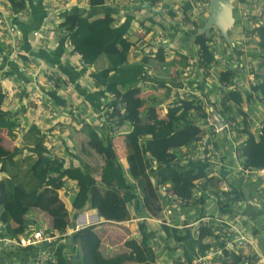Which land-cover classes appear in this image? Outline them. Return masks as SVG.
Listing matches in <instances>:
<instances>
[{"label": "built area", "instance_id": "built-area-1", "mask_svg": "<svg viewBox=\"0 0 264 264\" xmlns=\"http://www.w3.org/2000/svg\"><path fill=\"white\" fill-rule=\"evenodd\" d=\"M68 1L73 0H42L44 16L42 22L39 27L30 29L28 33V36L33 37L30 38L32 49L44 51L48 48L50 37H59V33H63L60 22L57 21L62 12L66 13L73 9L87 10L76 6L77 3H74L76 8L73 6L67 10ZM27 2L28 0L26 7L21 10H14L8 6L11 16L28 14ZM245 2L252 4L260 15H257L253 8L249 12L238 13L235 21L248 20L247 27L243 28L242 43L234 40L229 44L212 30L201 34L215 58L209 69L202 64L205 63L204 57L201 56L203 48L195 43V39L197 28L205 22L207 16L205 9L209 8L210 0H124L119 6L121 14L134 15L140 9L150 12L147 17L140 20L137 18L138 22H135L127 32L131 44L129 52L131 61L135 62L143 56H149L158 65L156 68L148 65L150 67L147 66L148 68L141 73L137 83L141 94L161 93L166 102L160 105L164 107H178L184 101H191L193 107L189 110V120L202 128L197 140L189 147L179 149L178 157L172 161V165L179 169H189L192 166L190 162L204 163V167L200 169H203L205 174L194 181L191 197L182 202L181 198L170 190L168 184L157 185L156 191L162 202L159 215L137 218L140 221L152 218L170 228H177L182 232L189 231L195 239L206 244L208 247L203 252H197L191 264H264V254L260 252L258 244L245 232L241 220L235 216L232 218L220 216L219 212L234 198L232 189H241L237 184L239 181L253 185L256 195H262L264 191V167L247 168L242 151V142L250 134L264 141V94L253 90L258 82L256 78L258 72L255 64L250 60V57H253L250 56L249 47L254 40L255 26L262 23L264 0H245ZM155 15L158 16L156 24H151L149 27L152 30L147 32L140 21L146 22L147 18ZM251 20H254V23H251ZM166 21L172 26L176 24L183 26L184 31L187 27L193 31L191 37L194 39L189 47L174 44L162 25ZM187 21L191 24H187ZM155 25H158L157 29ZM0 32V51L3 50L16 66V72L9 78V86L0 87V93L3 95L2 109L15 113L14 133L26 132L24 136L32 134L30 127L35 125L39 132L33 136V145L41 144L49 150V153L56 156L57 148L54 146L52 136L49 131L46 133L41 131L39 122H48L51 126L56 125L59 120L67 123L72 117V105L68 101L76 96L74 87L54 65L25 51L23 30L16 23L0 17ZM187 50L192 52L193 57L188 58L185 66L174 62L178 53L188 54ZM71 52L77 54L75 51L71 50ZM157 57L163 58L162 64L159 65ZM171 61L172 63L168 64ZM80 64L90 68L81 59ZM158 70L164 73V76H160ZM92 71H90V87L97 86L104 90L91 76ZM226 74L227 78L219 79ZM176 76L177 81L174 84L169 80L166 82L165 85L171 87V91L167 94L165 86L160 87V84L163 83V78ZM39 77L43 82L39 81ZM230 92L243 94L244 116L239 113L232 114L227 108L221 113V101L226 99ZM51 93L64 99L65 105L58 104ZM212 96L215 99H212ZM19 102L21 108L18 110ZM115 102L123 108L122 98L107 92L104 123L112 140L119 134L117 128L109 126L115 122V119L108 114L115 108L113 105ZM213 106L225 120L220 126L215 124L211 117ZM24 116L29 118H25L28 128L23 124ZM232 116L234 119L230 118ZM242 121H246L247 125L241 124ZM23 142L25 143V140L21 139L17 144L21 146ZM145 154L151 162L150 169L156 168L154 153L147 151ZM64 184V188L71 187L68 181ZM200 197L206 198L205 205H193L194 200ZM207 199H211L213 203L207 205ZM241 201L243 200H239V205ZM172 212L175 214L170 220ZM82 228L70 227V223H67L63 230L53 229L48 220L42 217L38 226L33 223L25 227L22 232L11 234L8 233L6 225L0 222V264L56 262L59 249L69 242L75 231ZM66 257L71 260L74 258V253L67 252Z\"/></svg>", "mask_w": 264, "mask_h": 264}, {"label": "trees", "instance_id": "trees-1", "mask_svg": "<svg viewBox=\"0 0 264 264\" xmlns=\"http://www.w3.org/2000/svg\"><path fill=\"white\" fill-rule=\"evenodd\" d=\"M108 0H89L87 10L73 9L64 13L60 22L63 33L72 51L87 65L93 64L105 56L107 65L91 72L98 86L105 91L113 93L124 101L123 108L115 102V108L109 112V116L115 119L110 127L118 128L124 123L131 126L124 135L127 153L126 166L120 161L112 136L107 133L102 135L95 125L84 121L79 124V130L86 136L87 152H94L103 158L98 178L93 170L84 166H68L41 144L34 146L37 152L36 162L31 167V173L35 177L36 186L28 189L15 178L8 175L0 180V222L5 224L8 233L22 232L25 227L36 223L42 218L43 211L50 216L48 221L51 228L63 230L67 222V209L61 201L58 189L63 187L66 179L72 180L77 188L71 199L73 208L96 209L99 216L105 220L125 221L131 218L129 205H134L135 214L144 216H158L161 211V198L156 191V186L168 184L170 190L187 201L192 194L194 181L205 174L203 169L192 167L179 169L172 165V161L178 157L177 151L192 145L202 128L189 120V110L193 107L191 101H184L178 107L156 106L150 103L152 95H141L137 83L141 73L153 60L149 56H143L140 60L130 62L129 52L131 44L127 32L131 26L138 22L131 13L118 14L117 7L113 11L101 10ZM245 2V0H238ZM6 4L14 9L21 10L26 7V0H5ZM84 11V13L82 12ZM116 11V12H115ZM262 20V19H261ZM263 21V20H262ZM154 20L148 18L146 22L140 21L141 26L147 32L152 30L150 24ZM253 45L258 50L257 54V84L253 90L264 94V25L260 23L253 30ZM204 36L196 35L195 43L203 48L201 54L205 59L202 63L209 69L215 61L212 52L204 42ZM192 52L188 54L178 53L174 59L179 65L185 66ZM158 58V57H157ZM159 65L163 58H158ZM169 62L168 64H171ZM170 73V71H169ZM222 75L219 79L227 78ZM176 77L163 78L160 87L165 86L168 94L171 87L166 82L175 83ZM55 101L65 105V100L51 93ZM249 96V93L246 92ZM163 98L161 93H158ZM3 95L0 93V128H6L10 136L16 126L15 113L1 108ZM243 94L230 92L226 99L221 101L220 111L229 109L232 114L245 115L243 110ZM234 116V115H233ZM230 117L234 119V117ZM244 119V118H243ZM247 125L246 121H242ZM36 127L31 126V129ZM39 132V131H38ZM0 138V162L13 161L14 150L5 149ZM42 141V139H41ZM152 151L156 157L157 166L150 169V161L146 152ZM244 163L247 168L260 169L264 167V141L255 135H249L242 142ZM5 165L0 163V172H5ZM253 188V193L254 187ZM139 189V190H138ZM120 191H122L120 193ZM234 198L229 205L220 211L231 212L234 201L244 200L247 196L243 187L233 188ZM206 198L195 199L193 205H204ZM164 202V201H163ZM134 203V204H132ZM141 211V212H140ZM96 213V211L94 210ZM142 213V214H141ZM202 214V210H200ZM145 217V216H144ZM144 222L140 224L141 236L132 237L125 241L129 251L107 255L101 251V236L95 224H91L75 231L69 242L63 245L57 253L56 262L49 264H75L77 260L76 248L80 250L81 264H153L156 261L153 245L150 237L144 231ZM161 229L166 237L174 240V246L166 248L180 252V257L172 264H191L197 252H203L208 246L199 239H195L189 231H180L161 224ZM152 232V231H151ZM74 253V258L69 260L66 253Z\"/></svg>", "mask_w": 264, "mask_h": 264}, {"label": "crops", "instance_id": "crops-1", "mask_svg": "<svg viewBox=\"0 0 264 264\" xmlns=\"http://www.w3.org/2000/svg\"><path fill=\"white\" fill-rule=\"evenodd\" d=\"M50 1H53V0H50ZM123 1L124 0H108L104 6L100 7V9L113 11L117 7L118 14L120 15L121 13H120L119 6H120V3ZM74 3H77L76 6H80V7H83L85 9L89 8V0H73V1H68L67 10H70L74 6ZM239 3H241V2H239ZM250 6L253 7L252 4H250ZM27 7L29 10L28 14H26V15L18 14L17 16L12 17L11 13H10L11 10L9 9L5 0H0V17L2 19H7L10 22L16 23L23 30L25 51H27L30 54L35 55L36 57L40 58L41 60H43V61H45L51 65H54L61 72L62 75L67 77L70 84L73 85L74 90H75V94H76V96L73 99L68 101L69 104L72 105V113H71L72 117L70 118V120L67 123H62L61 120H59L56 125L51 126L48 122H44V123L39 122V124H40L39 127H40L41 131L44 133H46L48 131L50 132V135L52 136V139L54 142V146L57 148L56 152H55L56 157H58L59 159H62L63 162H65V164L68 166H79V165L84 166L86 163H83L78 156V151H77L78 145L76 144V141L83 140L82 138L85 139L86 136L83 134L82 131L79 130V124L84 122V121H88V122L93 123L94 120L98 119V122H99V124H101V127H102V131H101L102 135L105 137V135L107 133H110L108 128H107V125L104 123L105 122L104 111H105L106 100H107V92L104 91L102 88L97 87V86L94 88L90 87V79H91L90 78V71H92L93 69L91 68V66L88 69V68H86L80 64L79 56L77 54H75L74 52H71V49H70L68 42H67L66 35L64 33L60 32L59 37H50L54 41L53 45L49 41L48 48H46L44 51H36V49H32L33 47H31V39L29 38L28 33H29L30 29L39 27L41 22H42V19L44 17L43 16L42 0H28ZM74 8H76V7L74 6ZM63 13L64 12L61 13V15L57 21L61 22V19L63 17L62 16ZM149 14H150V12H148L145 9L137 10L134 13V15L136 16V19L138 18L139 20H140V18H144V17L149 16ZM157 18H158L157 15H155L154 17L151 18L154 20L153 23L156 24ZM161 20H163V18ZM162 25L164 26V28L167 32V35L170 38H172L170 36V31L177 33V34L181 33L180 37H178V38L176 37L179 40L180 47L184 45L183 47L187 48L193 42L194 38L191 37V34L193 31H191L189 29V27L186 28V30H185L187 32L186 33L184 31V28H182L183 26H181V25L176 24L175 26H172L167 21L163 22ZM155 26L157 29L158 25H155ZM0 35H1V32H0ZM172 35H173V33H172ZM236 37L237 36H234L233 38L230 37V38L232 41H234V40H236ZM189 38H191L190 42H189ZM172 40L174 42V38H172ZM174 44H175V42H174ZM252 46L253 47L250 48V51L255 49V53L258 54L257 48H255L254 45H252ZM129 60H130V62H132L131 58H130V53H129ZM105 65H107V63H104L103 66H105ZM149 65L153 66L154 68L158 67L157 62L154 59L149 63ZM150 66H148V67H150ZM148 67H145V68H148ZM14 72H16V66L14 65V62L8 57V55L6 53L3 52V50H1L0 51V87L1 88L5 87V86H9V78H10L11 74ZM146 92H148V91H146ZM141 95L144 97L152 95L150 98V103H153L156 106H159L161 103L166 102L165 98L164 97L160 98L158 96L157 92H155V93L150 92L149 94H143L142 93ZM87 104L90 105V108ZM79 106H84L86 109L84 111L78 112L77 109ZM1 108H2V105H1ZM20 108L21 107H20V102H19L18 110ZM20 112H24V111L20 110ZM25 118H28V116L22 117V121H23L25 128H28L27 124L25 123ZM64 125L66 127H64ZM128 129L131 130V126L125 125V123H124L123 125H121L120 127L117 128L119 134H117L113 137V142L116 146L117 152H118V147L120 146L124 149V155L125 156L127 153V147H126L124 135ZM38 130L39 129H37L36 127H34L33 129H31V127H30V132L32 134H26L24 136V134L26 132H24L23 134L13 132L12 133L13 136H10V134H8V131L6 128H0V138H2L1 143H2L3 147L5 149H8V150H14L13 161L5 160V161L0 162V163L4 164L5 168H6L5 172H0L1 179H5L8 175L11 176V174H9L10 168H13V169L16 168L17 169V167L14 168L13 164L16 162L17 163L16 165L19 167V165L22 164L21 159H25L26 162L30 163V169H31L33 164L36 162V155H37V152L35 150H33L34 145H33L32 140H33V136L36 135ZM58 132H60L63 135H67L68 133H70V136H67L68 140L65 138L63 141L64 146L62 148V152L65 154V156H60L57 154L58 146L56 145V142H57L56 139L58 138V136H56L55 134ZM69 137H71L70 144L67 143V141H69ZM21 139L22 140L24 139L25 143L23 142L20 146L17 144V141H19ZM118 143H119V145H118ZM18 155L20 156V158L16 159V157H18ZM120 161L124 164V166H126L125 158L123 161H122V159H120ZM189 164L192 165L190 168H192V167H197V168L204 167V163H200V162H195V163L190 162ZM96 178H98V177H96ZM67 181L74 184V182L72 180L67 179ZM237 184L241 188L243 187V189L246 190L244 188V186H242L243 182L239 181ZM247 185H248V183H247ZM248 186L253 187V185H251V184H249ZM76 190H77V188L74 184V188L72 189L71 192L74 193ZM252 190H253V188H252ZM251 193H253V191H250L249 193H247V196L245 197V199H249L248 197H251ZM58 194H60L59 190H58ZM253 194H255V193H253ZM257 196L261 197V195H257ZM59 197H60L61 201L65 204L66 209L68 210L69 205L66 201L67 199H66L65 195H61ZM68 201L71 202V200H69V199H68ZM129 207H130L129 213L131 216L130 219L125 220V221L123 220L122 223H121V221L115 222V220H113V222H115L119 225L122 224V225H120L121 228L122 227L123 228L128 227L130 229H133L134 227H136L139 229V231H140L139 226H140L141 222H144V224H143V225H145L144 231H146V234L148 235V237L151 236L150 232L152 231V233H154L153 234L154 238L156 236L155 233L157 232L158 234L159 233L162 234V237L165 241H167V242H173L174 241L172 238L168 239L166 237L165 233L162 231V229L160 227L161 224L159 222H157L156 220H154L152 218L144 219L142 221L137 220V218L139 217L140 214H138V215L135 214V212H134L135 207H133L132 205H130ZM231 208H232L231 212L222 213L221 211H219L220 216H223V217L229 216L231 218L233 216H235V217H238V219L243 218L241 220V223L243 224V229L252 238L251 234H249V232H248L247 223L250 224L251 226H254L253 221H255V218L254 217L251 218L245 212H243L246 209V208H244L243 201H241L240 205H239V201L233 202ZM83 210H84V208H83ZM88 210H92L93 212H94V210L96 211L95 218L97 220H99V222L102 223L103 221H109V220H105L103 217L99 216L96 209H88ZM87 211H84V213L82 215L85 216ZM143 215L146 216L145 214H143ZM80 219L81 220L83 219V221H84V218H80ZM134 220H135V222H134ZM246 221H247V223H246ZM125 222H127V224H124ZM131 222H134V223H131ZM147 222L155 224L153 229L148 225ZM99 227L100 226H97V230ZM98 231L102 235L104 229L101 228V230H98ZM140 233H141V231H140ZM252 240L255 242V240L253 238H252ZM124 248L125 249L121 252L129 251L128 247L124 246ZM259 249H260V252H262L264 254V243L261 244V247H259ZM117 253H119V252H117ZM112 254H115V253H112ZM107 255H111V253L107 254Z\"/></svg>", "mask_w": 264, "mask_h": 264}, {"label": "rangeland", "instance_id": "rangeland-1", "mask_svg": "<svg viewBox=\"0 0 264 264\" xmlns=\"http://www.w3.org/2000/svg\"><path fill=\"white\" fill-rule=\"evenodd\" d=\"M253 8L250 6L249 3L246 2H241L239 3V1L235 0L234 1V16L235 18H237L238 13H244V12H249L250 9ZM253 10H256V14L260 15V12L253 8ZM209 14V8L205 9V15L208 16ZM206 16V17H207ZM136 17V16H135ZM261 19L263 20L262 23L264 25V13L261 15ZM247 23L248 20H243V21H239V19H237L232 27V29L229 31V35L230 37H234L237 36L236 40L240 41L242 43L243 41V28L247 27ZM251 23H254V20H251ZM187 24H191V22L187 21ZM190 26V25H189ZM212 32L216 31L219 35V32L217 31L216 28L211 29ZM173 33V35H172ZM170 36L172 38H174V42L176 46H180L179 44V40L177 39L178 37L181 36V33H174L170 31ZM177 37V38H176ZM220 37V35H219ZM29 38L33 39V37L31 35H29ZM223 40V38H221ZM191 38H189V42H190ZM50 42L53 45V39L50 38ZM253 44L251 43L249 45V47H253ZM191 48V47H190ZM187 52H189L187 50ZM250 56H252L253 58L250 57V60L255 64V66H257V54L255 53V49L250 51ZM104 63H107V59L105 58V56H102L100 59H98L94 64L93 67H91L93 70L94 69H98L100 67H102L104 65ZM264 72V69H263ZM157 73L161 76H164V73H162L160 70L157 71ZM39 81L43 82L42 78L39 77ZM212 99H215L214 96L211 97ZM90 108V105L87 104ZM86 108L84 106H79L78 107V112L84 111ZM93 118V117H92ZM93 124L95 125V127L100 130V132L102 131V127L101 124H99L98 119L93 121ZM125 125H128V123H125ZM64 127H66L64 125ZM56 136H58V138L56 139V145L58 146V151L57 154L60 156H65V154L62 152V148L64 146V139L66 138L68 140L67 136H70V133H68L67 135H63L60 132L55 134ZM83 140H79L76 141V144L78 145L77 151H78V156L81 159V161L83 163H86L94 172V175L96 177H99L100 175V168L103 164V158L94 153V152H87L86 149V138H82ZM71 142V137H69V141H67L68 144H70ZM119 145V143H118ZM155 155H157L156 153H154ZM27 156V155H26ZM118 156L120 159H122V161L125 158L124 155V149L122 147H118ZM28 157V156H27ZM20 158V156L18 155V157H16V159ZM34 158V157H33ZM27 159V158H26ZM21 163L19 165V167L16 165L17 163L15 162L13 164L14 168L17 167V169H13L10 168L9 170V174H11L15 180L17 182L22 183L26 188L31 189L34 188L36 186V180L35 177L32 175L31 173V169H30V163L26 162L25 159H21ZM126 167V166H125ZM0 179H1V175H0ZM65 182H67V179L65 180ZM69 182V181H68ZM71 184L70 188H64V183H63V187L58 189L59 190V196L61 195H65L66 197V201L69 205V209L67 210V222L70 223V227H75V226H79V227H85L91 224H95L97 229V226H100L98 228V230L104 229L103 234L101 235L100 232V236H101V246L100 249L102 252H104L105 254H112V253H117V252H121L123 251L125 248V241L135 237L138 238L141 233L139 231L138 228L134 227L133 229L130 228H121L120 225L122 224H117L115 222H120V221H115L113 222V220H109V221H103L102 223L99 222V220H97L95 218V212H93L92 210H88L85 209L83 210V208L77 209V208H73L71 205V202L68 201L72 199L73 197V192L72 189L74 188V184L69 182ZM249 185V183H248ZM246 182H243L242 186H244L245 193H249L250 191H252V187L248 186ZM139 190V189H138ZM122 191H120L121 193ZM260 195V194H259ZM249 199H244L243 203H244V208H246L243 212H245L248 216H250L251 218H255V221H253V225L251 226L250 224L247 223L248 226V232L249 234H251L252 238L255 240V242L258 244L259 247H261V244L264 243V191L260 196H257L253 193H251V197H248ZM213 203V201L211 199H207V205H211ZM134 204V203H132ZM205 205V204H204ZM130 206V205H129ZM134 206V205H132ZM130 209V207H129ZM88 210V211H87ZM84 211L86 212V215L83 216L82 214L84 213ZM41 216L46 218L48 221L50 220V216L41 211L40 212ZM175 213H171L170 214V220L172 218V216ZM145 217H150L151 215L146 214L145 213ZM80 218H84V221L81 222ZM79 219V220H78ZM243 218H240L239 220H242ZM177 221V220H176ZM244 221V220H243ZM112 222V223H111ZM135 222V220H134ZM131 222V223H134ZM122 223V221H121ZM148 225L153 229L154 227V223H149L147 222ZM124 224H127V222H125ZM160 229V228H159ZM151 236H150V241L153 245V249H154V254L156 255V261L153 264H172L173 261L177 258L180 257V252L179 250H170L168 248H166L167 245H169L170 247L174 246V241L173 242H167L163 239L162 234L161 233H155V238L153 236L154 233L150 232ZM76 253H77V260L75 261V264H81L80 261V250L79 248L75 249Z\"/></svg>", "mask_w": 264, "mask_h": 264}, {"label": "water", "instance_id": "water-1", "mask_svg": "<svg viewBox=\"0 0 264 264\" xmlns=\"http://www.w3.org/2000/svg\"><path fill=\"white\" fill-rule=\"evenodd\" d=\"M235 0H210L209 14L202 26L197 28V35L209 32L216 28L223 40L231 44L229 31L235 23L234 17ZM211 117L218 126L225 123V120L217 113L216 108L212 107Z\"/></svg>", "mask_w": 264, "mask_h": 264}, {"label": "bare ground", "instance_id": "bare-ground-1", "mask_svg": "<svg viewBox=\"0 0 264 264\" xmlns=\"http://www.w3.org/2000/svg\"><path fill=\"white\" fill-rule=\"evenodd\" d=\"M81 222H83V219L81 220Z\"/></svg>", "mask_w": 264, "mask_h": 264}]
</instances>
